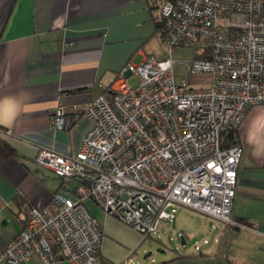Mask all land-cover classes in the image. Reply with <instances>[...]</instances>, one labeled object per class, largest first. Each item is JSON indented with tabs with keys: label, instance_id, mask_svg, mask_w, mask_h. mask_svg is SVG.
<instances>
[{
	"label": "built area",
	"instance_id": "built-area-1",
	"mask_svg": "<svg viewBox=\"0 0 264 264\" xmlns=\"http://www.w3.org/2000/svg\"><path fill=\"white\" fill-rule=\"evenodd\" d=\"M160 9L169 57L129 63L111 91L84 109L92 128L75 156L40 148L36 164L62 185L45 206L30 209L23 230L0 252V264L35 258L53 264L56 251L69 264H100L105 233L86 201L145 239L161 222L173 224L180 209L237 225L243 150L224 148L223 139L252 107L264 105V0H166ZM220 18H230L229 26H220ZM189 45L210 55L189 63L171 59L174 48ZM176 64L211 82L191 87L175 75ZM78 113L58 106L51 129L68 130Z\"/></svg>",
	"mask_w": 264,
	"mask_h": 264
},
{
	"label": "crops",
	"instance_id": "crops-1",
	"mask_svg": "<svg viewBox=\"0 0 264 264\" xmlns=\"http://www.w3.org/2000/svg\"><path fill=\"white\" fill-rule=\"evenodd\" d=\"M165 1L0 0V135L19 155L0 163V252L23 230L29 210L45 206L62 185H46L49 175L36 164L40 148L75 156L92 128L84 109L111 91L129 63L160 59ZM175 75L194 88L211 82L209 76L190 77L189 66L186 76ZM58 106L80 112L66 131L50 127ZM238 137L237 225L215 222V244L223 247L231 238L236 251L227 264H264V105L248 111ZM104 252L100 264H114ZM53 264L69 263L56 251Z\"/></svg>",
	"mask_w": 264,
	"mask_h": 264
},
{
	"label": "rangeland",
	"instance_id": "rangeland-1",
	"mask_svg": "<svg viewBox=\"0 0 264 264\" xmlns=\"http://www.w3.org/2000/svg\"><path fill=\"white\" fill-rule=\"evenodd\" d=\"M229 24L230 18H220V26L228 27ZM158 47L159 60L167 59L169 52L165 44L161 43ZM196 56L197 50L194 45L174 48L171 53V59L178 63L192 62ZM174 68L177 75H187V65L176 64ZM129 81L137 85L140 79L132 76ZM41 170L45 175H49V178H46L48 187L54 185L52 181L61 182V179L59 180L52 171ZM85 205L105 228L104 253L111 257L114 264H121L126 259H132V264H227L229 255L233 254L234 250L236 251L234 246L231 251L230 237L225 241V246L216 247L215 242L220 233V223L194 211L180 209L173 224L161 222L156 233L151 238L145 239L113 217H106L108 219L106 220L102 210L92 201H86ZM215 222H218L220 226L217 227ZM182 238H186L184 246ZM104 241H107V244ZM204 241L208 243L205 244ZM196 246L200 247V251H196ZM181 256L184 258H180Z\"/></svg>",
	"mask_w": 264,
	"mask_h": 264
},
{
	"label": "trees",
	"instance_id": "trees-1",
	"mask_svg": "<svg viewBox=\"0 0 264 264\" xmlns=\"http://www.w3.org/2000/svg\"><path fill=\"white\" fill-rule=\"evenodd\" d=\"M158 27L160 28L161 25H159ZM196 50H197L196 58H204L210 55V53L201 52L198 48H196ZM238 145H239L238 130H231L229 133H227L224 136L223 139L224 148H231ZM18 157L19 155L17 150L0 135V163ZM184 240H186V238H184ZM180 258H184V257L181 256Z\"/></svg>",
	"mask_w": 264,
	"mask_h": 264
},
{
	"label": "water",
	"instance_id": "water-1",
	"mask_svg": "<svg viewBox=\"0 0 264 264\" xmlns=\"http://www.w3.org/2000/svg\"><path fill=\"white\" fill-rule=\"evenodd\" d=\"M185 244H186V241L184 240V238H182V245L184 246Z\"/></svg>",
	"mask_w": 264,
	"mask_h": 264
}]
</instances>
